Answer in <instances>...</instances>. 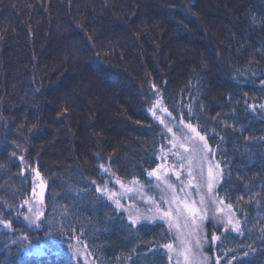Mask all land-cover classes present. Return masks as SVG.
<instances>
[{
    "label": "trees",
    "instance_id": "obj_1",
    "mask_svg": "<svg viewBox=\"0 0 264 264\" xmlns=\"http://www.w3.org/2000/svg\"><path fill=\"white\" fill-rule=\"evenodd\" d=\"M152 85L174 119L191 109L188 120L231 173L213 193L224 204L217 199L211 223L192 239L191 228L160 220L126 229L124 212L96 200L100 165L143 182L159 164ZM261 105L264 0H0V214L21 230L17 238L46 249L24 254L0 228V264H184L179 238L193 251L197 237L210 240L227 204L242 232L223 235L221 224L219 251L202 244L192 264L217 255L264 264ZM22 155L45 181L36 225L20 220L30 217L32 185ZM68 228L78 239L69 242Z\"/></svg>",
    "mask_w": 264,
    "mask_h": 264
},
{
    "label": "rangeland",
    "instance_id": "obj_2",
    "mask_svg": "<svg viewBox=\"0 0 264 264\" xmlns=\"http://www.w3.org/2000/svg\"><path fill=\"white\" fill-rule=\"evenodd\" d=\"M157 89V88H156ZM148 109L152 108V105L157 102L159 99L161 102L157 105L155 109V117L153 113L148 111L149 115L152 117L153 121L157 123L160 127L161 134L164 139V145L159 154V164L160 167L156 168V175L147 179L143 182L137 180H122L116 177L113 172L109 169L107 165H104L105 168H108V172H104L101 168L98 174V179L94 182V187L97 185L104 187L106 186L109 192L116 193L115 199H118L125 209L124 211L126 216L129 212L135 216L138 213L143 216H152L155 215L159 217L163 211L170 210L172 212V223L173 228L177 227L176 225H181V228L188 231V228L185 227V217L188 216L187 209L184 208V204L193 205L201 210V214L205 211L207 215L212 212L213 208H216L208 200V193L206 184L198 179L200 175V153L199 149H202L203 142L199 141L195 133L187 127L188 124H192L197 131L200 132L197 124L191 120H186L184 117L182 119H174L165 112L166 107L162 101V94L160 96L154 95ZM189 109V108H188ZM168 112V111H167ZM23 156V155H22ZM211 162L214 164L216 161L211 159ZM21 169H25L24 173H27L31 178V190L28 196V203L25 204V208L35 219V212H43V199L41 200L40 194L44 193L45 190V181L42 176L39 174L37 176V168L33 164H29L25 161L24 156L21 161ZM207 162L204 163V174L207 173ZM191 170V175L189 171ZM179 175V179L177 176ZM119 179L121 183L124 184V188L120 187V184H117L115 181ZM191 181V183H189ZM171 184L172 187L169 188L168 185ZM33 188H35V195L33 194ZM131 189V191H128ZM205 196L206 202L204 206H201L199 203L200 197ZM214 194H212V198ZM155 200L156 203L153 204L150 201ZM168 201L169 203H165ZM112 203V202H111ZM114 204V203H113ZM159 205L161 212H156V206ZM151 210V211H150ZM26 215L21 217V221H27L25 219ZM42 216L40 217L41 220ZM163 221L169 226V221L167 219H157ZM0 221H10L0 214ZM40 222V221H39ZM39 222L33 223L38 224ZM171 227V228H172ZM0 228L3 231H7L9 234H12L14 237H10V244H14V247H17L24 253L29 254L34 251L35 248L43 249L45 248L33 245L31 239L28 235H25L26 241L24 239L17 238L21 230L10 228H5L3 224H0ZM178 228V227H177ZM187 238L191 236L186 233ZM26 243V246L20 247L19 244ZM195 251V249H194ZM71 258L75 263H77L76 257L69 252ZM196 257V256H195ZM194 258L196 261L197 258Z\"/></svg>",
    "mask_w": 264,
    "mask_h": 264
},
{
    "label": "snow or ice",
    "instance_id": "obj_3",
    "mask_svg": "<svg viewBox=\"0 0 264 264\" xmlns=\"http://www.w3.org/2000/svg\"><path fill=\"white\" fill-rule=\"evenodd\" d=\"M152 88L155 90L154 95H157L158 97L161 95L159 92V89H156L155 85H152ZM161 101L158 99L156 103L152 105V108L148 109V111L153 113V116L155 117V109L157 108V105ZM261 107H264V105H261ZM165 112L168 115H171V113L167 112V109H165ZM194 116L191 112V109H189V114H188V119H193ZM188 128L191 129L193 133H195L196 137L198 138L199 141L203 142L202 149H199L200 153V175L198 179L202 182V184H206L207 187V193H208V200L212 203L215 204L217 202V199H219L220 204H224V198H217L213 199L212 194L214 192H217L219 188L223 187L224 184L231 179V173L230 171H226L224 167L221 166V163L219 161L215 162L214 164L211 162V159H215V152L214 150L209 146L208 143V138L206 135H201L199 131L196 130L195 127L192 126V124L187 125ZM29 131H32L31 129ZM13 157L16 156V152L13 151L11 154ZM20 160H23V156L20 157ZM207 162V173L206 176L204 174V163ZM104 172H108L109 169L105 168L104 165L99 166ZM160 165H157V168H159ZM25 169H21V175L24 174ZM157 169H152L147 173L148 177L151 178L156 175ZM37 176H39V172L36 173ZM189 175H191V170L189 171ZM179 179V175L177 176ZM117 184H120L121 188H124V184L121 183L119 179L115 181ZM93 184L95 183L94 181L92 182ZM191 183V181L189 182ZM169 188L172 187L171 184L168 185ZM128 191H131V189H128ZM95 192L97 193L96 200L99 203H103L104 199L107 201H110L114 203L115 207L112 209L114 213L119 214L120 216H123L124 211H128V209H125L124 205L120 203L118 199H115L116 193L109 192L106 186L101 187L97 185L95 187ZM33 194L35 195V188H33ZM41 200L43 199V192L40 194ZM151 203L155 204L156 201L152 200L150 201ZM165 203H169L168 201H164ZM206 202L205 196H201L199 203L201 206H204ZM25 204L28 203L27 200L24 201ZM105 207H110V204L104 203ZM184 208L187 209L188 216L185 217V227H190L191 231L188 233L189 236H195L197 233L201 230V227L205 223H211L212 218H209L207 215V212L205 211L203 214H201V210L198 209L197 207L193 205H189L187 203L184 204ZM227 209L230 215H227V219L224 220L221 217H215L216 219V224H214V228L216 232H220L221 228L220 225L223 224V235H227L229 232H234L236 234H240L242 232V222L240 219H235L236 213L233 211V205L232 204H227ZM151 211V210H150ZM156 212L160 213L161 208L159 205L156 206ZM222 212V209L218 206L217 207V213ZM35 219H32L30 217H25V219L29 220V223H36L40 221V217L44 215L43 212L36 211L35 212ZM167 219L169 221V227L173 226L172 223V212L170 210L168 211H163L159 217L152 215V216H143L141 214H137L133 216L130 212L126 217V222L124 223V227L129 230H134L138 229L142 223L147 220L149 222L155 223L157 219ZM0 224H3L5 228H10L11 227V221H0ZM179 227V225H176ZM68 233V239L69 242L73 238L76 237V229L75 228H68L66 230ZM216 232H213L211 235V239L208 240L205 238L202 240L201 238L197 237L195 240V252L193 251V248L189 242V240L184 239V238H179L180 243L182 245V248L179 251V255H182L184 258V264H192V260L190 257L195 256L196 254H199V250L202 246V244H207L209 248H211L213 245L216 246V250L219 251V244L221 241V236L216 235ZM63 234V232H62ZM80 235L82 236L83 233L81 232ZM164 249H167L171 251L173 249V244L168 243L164 244L162 246ZM151 251H155V249H152ZM209 257H203V261L205 264H207V261L209 260ZM236 257L233 256L231 260L227 258V256L221 258L219 255L216 256L214 264H235Z\"/></svg>",
    "mask_w": 264,
    "mask_h": 264
}]
</instances>
